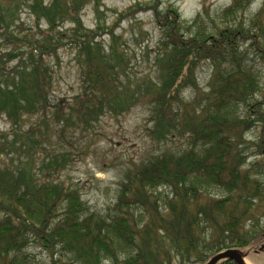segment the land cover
Segmentation results:
<instances>
[{
  "label": "trees",
  "instance_id": "trees-1",
  "mask_svg": "<svg viewBox=\"0 0 264 264\" xmlns=\"http://www.w3.org/2000/svg\"><path fill=\"white\" fill-rule=\"evenodd\" d=\"M252 1L230 0L215 13L203 6L189 22L173 5L162 13L154 8L160 32L155 75L122 99L131 89L127 62L113 32H107L112 44L106 51L101 28L81 25L89 0H48L45 6L44 0H0V40L11 47L0 54V115L12 127L0 132V264H37L36 250L50 264H170L171 255L179 263L206 264L230 249L250 264H264V142L250 144L262 160L247 164L244 137L264 125L255 62L264 67V7L245 17ZM22 9L45 29L25 33L16 25ZM68 22L73 27L64 29ZM66 48L75 51L82 71L81 92L50 113L51 62ZM247 52L255 59L247 60ZM4 58L16 63L6 72ZM199 61L211 69L203 92L194 74ZM137 100L149 108L157 140L176 133L186 148L141 162L119 184L109 220L97 218L79 191L58 179L69 156L38 163L35 129L19 126L37 115L43 124L63 123L62 132L89 129L105 113L120 115ZM135 209L144 221H136Z\"/></svg>",
  "mask_w": 264,
  "mask_h": 264
},
{
  "label": "rangeland",
  "instance_id": "rangeland-1",
  "mask_svg": "<svg viewBox=\"0 0 264 264\" xmlns=\"http://www.w3.org/2000/svg\"><path fill=\"white\" fill-rule=\"evenodd\" d=\"M46 4L48 0H44L43 5ZM168 5L175 6L182 21L189 22L203 6L215 13L230 5V0H89L80 12L79 20L85 29L96 31V28H101L100 41L103 42L102 45L106 51L112 44L107 32H113L117 39L115 47L119 54H123L127 62L129 79L125 78V81L128 80L131 84V89L126 91L122 99L137 90L135 83L148 82V78H153L155 75L153 59L160 32L156 27L153 9L162 13ZM262 7H264V0H253L244 16L246 17L247 14L250 16ZM18 18L16 25L25 30V33L45 29L44 21L37 25L34 16L30 15L27 9H22L18 13ZM72 27L73 25L68 22L63 28ZM5 45L4 41L0 40V54H5L6 48L7 51L10 50L11 47ZM251 59L255 58L248 56L247 52V60ZM255 62L259 69L258 75L263 91L260 97H264V67L258 59H255ZM15 64L4 58L1 67L6 72ZM51 66L53 88L49 100L50 113H54V106L61 103L65 108L66 104L80 94L82 71L76 61L75 51L68 48L59 50L58 59L53 60ZM194 74L198 88L203 92L211 74L209 64L199 61ZM141 91L144 92L143 89ZM180 92L185 99L189 98V90L184 89ZM43 122L44 119L38 118L37 115L27 116L19 126L23 131L35 129L34 137L41 141L36 151L38 155L34 156L36 161L40 162L42 158L57 154L68 155L70 163L59 173L58 179L79 191L81 200L90 214L106 220H109L112 215L119 184L130 171L162 151L178 152L186 148L185 137L176 133L166 139L157 140L154 135L155 124L149 108L138 100L120 115L105 113L99 122L89 129L82 126H70L62 132L63 123H59L60 121L49 119L47 123L43 124ZM9 130H12L11 124L0 115V132L7 134ZM244 137L248 142L246 163L262 160V157L253 156L256 148L250 144L257 143L259 140L264 142V125L254 126L245 133ZM9 140H12V136H9ZM164 192V189L160 188L157 194L163 195ZM209 193L216 194L214 191ZM139 211L138 209L133 211L137 222L144 221L146 218ZM34 252L37 254V264H50L46 255L39 254V250ZM171 256L170 264H201L194 262V259L179 263L177 257ZM245 261L250 264L248 260ZM102 264H108V262L105 261Z\"/></svg>",
  "mask_w": 264,
  "mask_h": 264
},
{
  "label": "water",
  "instance_id": "water-1",
  "mask_svg": "<svg viewBox=\"0 0 264 264\" xmlns=\"http://www.w3.org/2000/svg\"><path fill=\"white\" fill-rule=\"evenodd\" d=\"M222 261H231L234 264H245V258L244 255L235 249H230L223 251L221 253H218L214 257H212L206 264H218Z\"/></svg>",
  "mask_w": 264,
  "mask_h": 264
},
{
  "label": "bare ground",
  "instance_id": "bare-ground-1",
  "mask_svg": "<svg viewBox=\"0 0 264 264\" xmlns=\"http://www.w3.org/2000/svg\"><path fill=\"white\" fill-rule=\"evenodd\" d=\"M245 264H247L246 262H244Z\"/></svg>",
  "mask_w": 264,
  "mask_h": 264
}]
</instances>
